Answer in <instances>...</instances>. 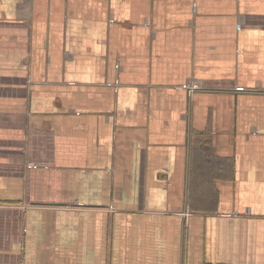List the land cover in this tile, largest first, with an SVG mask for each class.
<instances>
[{"label": "crops", "instance_id": "obj_1", "mask_svg": "<svg viewBox=\"0 0 264 264\" xmlns=\"http://www.w3.org/2000/svg\"><path fill=\"white\" fill-rule=\"evenodd\" d=\"M0 264H264V0H0Z\"/></svg>", "mask_w": 264, "mask_h": 264}]
</instances>
